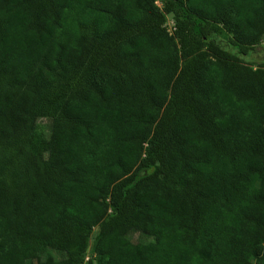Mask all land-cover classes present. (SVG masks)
Masks as SVG:
<instances>
[{"label": "trees", "instance_id": "trees-1", "mask_svg": "<svg viewBox=\"0 0 264 264\" xmlns=\"http://www.w3.org/2000/svg\"><path fill=\"white\" fill-rule=\"evenodd\" d=\"M263 38L264 0H0V264H264Z\"/></svg>", "mask_w": 264, "mask_h": 264}, {"label": "rangeland", "instance_id": "rangeland-1", "mask_svg": "<svg viewBox=\"0 0 264 264\" xmlns=\"http://www.w3.org/2000/svg\"><path fill=\"white\" fill-rule=\"evenodd\" d=\"M163 1L164 0H156V4L159 6V7H162L163 5ZM167 30L169 32H172L173 31V19H172V15H166V24H165ZM220 42L226 46V43H225V37H220ZM252 59L254 61V65L259 63V62H262L264 61V38L261 42L260 45H258L255 50L253 51V55H252ZM40 126L42 129H44L45 127V122L44 121H41L40 123ZM128 239L133 242V243H141V242H145L148 240V238L143 235V234H140V233H133V234H130L128 236ZM45 259V257H42L40 259L41 262H43ZM28 264H38V262L36 260L34 261H31V262H28Z\"/></svg>", "mask_w": 264, "mask_h": 264}, {"label": "built area", "instance_id": "built-area-1", "mask_svg": "<svg viewBox=\"0 0 264 264\" xmlns=\"http://www.w3.org/2000/svg\"><path fill=\"white\" fill-rule=\"evenodd\" d=\"M89 259H90V255H88V256L84 259L83 264H88L87 262H88Z\"/></svg>", "mask_w": 264, "mask_h": 264}]
</instances>
